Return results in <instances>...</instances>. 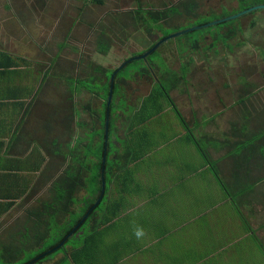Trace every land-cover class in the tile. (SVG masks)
<instances>
[{"label":"crops","instance_id":"0c3cea01","mask_svg":"<svg viewBox=\"0 0 264 264\" xmlns=\"http://www.w3.org/2000/svg\"><path fill=\"white\" fill-rule=\"evenodd\" d=\"M7 54L14 64L0 67V253L5 255L25 243L21 232L30 227L29 211L48 197L79 138L82 145L90 142L94 125L80 122L74 93L95 92L84 85L92 74L81 80L71 75L69 55L61 65L66 74L48 76V70ZM122 69L115 84L118 102L127 106L110 108L104 147L110 167L103 213L114 217L93 231L76 256L68 244L66 256L72 264H264V220L259 219L264 147L254 145L245 130L246 114L233 116L234 103L224 107L216 98L206 97L207 104L202 94L208 92L188 85L183 65L178 85L163 82L168 94L162 85L154 94L160 77L148 64L136 77L119 78ZM99 86L95 93L104 107L105 83ZM249 99L242 96L237 105L245 109ZM62 151L67 152L63 165ZM136 226L146 232L142 240L133 235ZM62 258L59 253L40 264Z\"/></svg>","mask_w":264,"mask_h":264},{"label":"rangeland","instance_id":"374dc122","mask_svg":"<svg viewBox=\"0 0 264 264\" xmlns=\"http://www.w3.org/2000/svg\"><path fill=\"white\" fill-rule=\"evenodd\" d=\"M184 1L0 0V50L25 58L44 71L48 70V76L66 74V69H62L61 65L62 59L69 55L74 61L71 73L74 79L81 80L90 74L103 78L94 70L97 66L119 69L127 59L141 56V51H149L174 34L240 15L171 38L150 55V60L165 72H169L170 68V72L179 75L180 66L183 65L188 70V85L195 84L198 93L208 92L202 94L207 104L211 101L206 97L211 98L212 102L216 98L218 105L228 108L234 103L229 108L233 116L239 112L238 117L246 114L247 119L243 118L240 122L245 121V130H249L253 144L262 149L264 135L258 141L253 138L264 132V8L246 11L264 5V0H194L197 7L193 10L199 14L197 18L186 17L184 9L179 5ZM138 3L146 10H160L164 5L174 4L179 6L183 14L175 16L161 30L155 31L149 26L142 28L140 24H134L131 14L138 8ZM137 28L142 29L137 31ZM102 32L110 40L107 54L100 53L97 46ZM141 61L137 60L124 67L119 78L138 76L140 71L137 70L143 68ZM153 72L157 73L156 70ZM108 75L112 77L113 74L109 72ZM159 80L156 81L154 94L161 92L162 83ZM84 85L95 92L101 90L94 78H89ZM179 87L185 89V86ZM95 92L82 95L75 90L74 93L75 106L80 111L79 120L89 127H93L96 120L95 111H99L102 120L106 112L105 107H101L102 100ZM119 94L120 86L116 84L112 112L127 106L124 100L118 102ZM242 96H250L245 109L237 105ZM106 99L108 102V97ZM88 104L90 109L82 110V106ZM76 133H80V130ZM254 150L252 147L250 153ZM60 154L64 156V159H59L63 165L66 163L64 160L67 152L62 151ZM259 219L263 221L264 215H260ZM252 224L257 225L255 221ZM261 233L264 242V230ZM66 248L60 252L63 258L52 264H72L73 260L65 254ZM7 252V255L0 253V264H30L41 250L25 251L17 256H10L9 250Z\"/></svg>","mask_w":264,"mask_h":264},{"label":"trees","instance_id":"16d2710c","mask_svg":"<svg viewBox=\"0 0 264 264\" xmlns=\"http://www.w3.org/2000/svg\"><path fill=\"white\" fill-rule=\"evenodd\" d=\"M238 1L240 0H237V2ZM179 5L184 9L187 18H197L199 16L196 10H193L197 7L194 0H185L182 3H179ZM137 6L138 8L131 13L133 14L132 18L134 24H140L142 28L149 26L151 29H155V31L164 28L165 24L174 19L175 16L183 14V12L180 11L179 6L174 4L164 5V8L160 10H146L141 7L140 3H138ZM141 29L137 28V31ZM103 34L104 33L102 32V35L98 39L97 46L100 53L107 54L110 50V40L107 35ZM144 52L146 51H141L139 55H142ZM0 56L7 60V62H4L0 59V67H11V65L14 64L12 57L7 53L0 52ZM131 59H127L126 61ZM140 60H142L140 62L141 65L148 64L152 71H157V73L155 72V75L160 77L159 79L162 81V84L163 82H168L175 86L178 85L177 83H179L180 80L184 79V76L179 75L178 73L170 71L165 72L166 70H163L161 66H157L162 69L158 70L156 64L150 60V56L146 60ZM135 61L137 60L130 61L124 67H127L130 63H134ZM94 70L98 75L101 74L103 78H97L95 75H91L90 78H94L99 85L105 83V87H103L106 91L104 103L106 112L104 118L102 120L100 115V117H96L93 127L94 133L90 138L91 140L89 143L82 145L83 140L79 138L75 147L70 151L69 162L57 180L51 184L48 190V197L39 200L38 205L29 211L28 223L30 224V227L25 233L21 232V235L26 238L25 243L10 247V256H13L14 254L17 256V254H23L25 251L33 249L41 250V255L38 256L35 259L36 262H34V264H40L59 254L68 244H72L74 248H76V251H74V255L76 256L78 251H80L77 250L78 247L85 246L89 242V236L93 231L107 224L111 218L114 217L105 212L103 213V208L107 207L106 200L109 188L106 187L104 196L99 204L95 206L96 202L102 196V173H104L105 182L107 183V180H109L108 174L110 163L106 162V164H103V156L106 153L104 150L106 144L105 123L108 113L106 98L109 95L111 76L109 77L107 70L101 66H97ZM113 72H111V75ZM162 86V88L165 89L166 94H168L169 90L165 85ZM114 89L116 90V84H114ZM111 107L112 104L110 105V108ZM110 116L109 113V117ZM99 122H101L102 125L101 130L95 126L99 125ZM96 137H99L100 142L96 141ZM87 214H89V216L83 221ZM75 228L76 230L73 236L65 242L63 247L58 248ZM82 231L85 233L79 237V234Z\"/></svg>","mask_w":264,"mask_h":264},{"label":"water","instance_id":"95a60500","mask_svg":"<svg viewBox=\"0 0 264 264\" xmlns=\"http://www.w3.org/2000/svg\"><path fill=\"white\" fill-rule=\"evenodd\" d=\"M259 8H264V5H259V6L253 7V8H251V9L247 10L246 12H251V11L256 10V9H259ZM246 12H245V13H246ZM239 16H240V15H238V16H233V17L227 18V19H225V20L218 21V22H215V23H212V24L206 25V26H202V27H194V28H192V29H189V30H186V31H183V32L177 33V34H174V35L170 36L169 38H166V39L162 40L161 42H159L157 45H155L154 47H152V48H151L149 51H147L145 54H143V55H141V56H138V57H134V59H131V60H128V61L124 62V64H123L118 70H116V71L113 73V75H112V77H111V80H110L111 85H110V89H109L108 102H107L108 113H107V120H106V123H105V133H106V136H108V131H109V113H110L109 108H110V105H111V103H112V99H113V95H114L115 77H116V75L118 74V72H119V71H120L125 65H127V64H128L130 61H132V60H140V59H144V60H146L151 54H153V53L159 48V46H160L162 43H164L165 41H167V40H169V39H171V38L177 37V36H179V35H183V34L188 33V32H190V31H194V30L201 29V28H203V27H209V26H212V25H215V24H218V23L224 22V21H228V20H230V19H233V18H236V17H239ZM106 161H107V156H106V153H105L104 156H103V164H106ZM101 179H102V182H103V183H102V196H103V194H104V192H105V185H106L105 178H104V173H102ZM102 196H101V198L96 202L95 206L99 204V202H100L101 199H102ZM88 216H89V214H87V215L84 217L83 221H84L85 219H87ZM75 230H76V228H75V229H74V230H73V231H72V232H71V233H70V234L64 239V241L59 245L58 248L64 246L65 242H66L70 237L73 236ZM58 248H57V249H58ZM30 264H31V263H30Z\"/></svg>","mask_w":264,"mask_h":264},{"label":"clouds","instance_id":"9594fccd","mask_svg":"<svg viewBox=\"0 0 264 264\" xmlns=\"http://www.w3.org/2000/svg\"><path fill=\"white\" fill-rule=\"evenodd\" d=\"M133 235L137 240H142L146 236V232L142 226H136L133 230Z\"/></svg>","mask_w":264,"mask_h":264}]
</instances>
